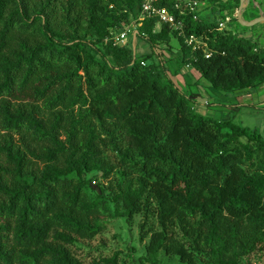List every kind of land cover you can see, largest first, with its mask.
I'll return each instance as SVG.
<instances>
[{
	"label": "trees",
	"instance_id": "obj_1",
	"mask_svg": "<svg viewBox=\"0 0 264 264\" xmlns=\"http://www.w3.org/2000/svg\"><path fill=\"white\" fill-rule=\"evenodd\" d=\"M193 1L154 2L174 30L144 0H0V264H84L71 247L110 205L141 216L147 263L264 264V137L196 111L158 45L226 93L264 85V48ZM132 24L135 50L106 41Z\"/></svg>",
	"mask_w": 264,
	"mask_h": 264
},
{
	"label": "rangeland",
	"instance_id": "obj_2",
	"mask_svg": "<svg viewBox=\"0 0 264 264\" xmlns=\"http://www.w3.org/2000/svg\"><path fill=\"white\" fill-rule=\"evenodd\" d=\"M225 1L227 0H217L216 2L222 4ZM197 2L198 6L195 10L198 12V17L217 21L223 28L232 29L238 36L248 38L258 47L264 48V21L250 26L244 25L238 20L237 11L240 4L234 10H226L219 8L218 5H213L210 0H198ZM256 2L261 7L254 6L255 8H252L250 5L251 8L248 9L247 4L241 10L242 19L255 16L254 14L250 16L248 10H257L258 12L264 10V0H256ZM226 17H230L232 22L226 21ZM259 17L247 22H252ZM130 39L131 37L128 42ZM133 46L136 48V40L134 44L132 41ZM137 47L139 56L142 53L150 52L149 46L144 41H138ZM158 50L167 68L168 76L182 93L191 97V105L196 111L216 120L231 119L234 123L255 130L264 137V101H256L254 95L249 93H226L217 90L211 87L208 80L189 65L181 66L177 60V56L181 53L180 45L175 37H172L169 45L160 43ZM161 57L155 53L147 62L158 63ZM94 194L93 196H95ZM110 206L111 212L103 213L104 230L94 239L81 240L71 247L75 256L84 264H103V259L111 258L116 254H118V264H150L145 261V246L148 243V238L144 242L139 239L141 216H135L133 224L129 226L125 218L114 215V206ZM257 257H251L253 263ZM158 259L160 264H179L177 258L168 257L162 252ZM262 263H264V257Z\"/></svg>",
	"mask_w": 264,
	"mask_h": 264
},
{
	"label": "built area",
	"instance_id": "obj_3",
	"mask_svg": "<svg viewBox=\"0 0 264 264\" xmlns=\"http://www.w3.org/2000/svg\"><path fill=\"white\" fill-rule=\"evenodd\" d=\"M156 0H144L143 6H142V15L141 19L144 17H153L158 16L162 22L170 23L173 26L174 30H179L180 25L175 24V20L172 15H170L165 9H157L154 7V2ZM198 6L197 1H193L190 5V10L197 12L195 9ZM140 24H132L131 26H128L125 29H121L120 31H117L112 34V36L107 39L106 41H111L113 45H119L123 46L128 43L129 37L134 38L136 36V28ZM194 41L193 37L187 39L188 43H192ZM210 54H207V57H209Z\"/></svg>",
	"mask_w": 264,
	"mask_h": 264
},
{
	"label": "crops",
	"instance_id": "obj_4",
	"mask_svg": "<svg viewBox=\"0 0 264 264\" xmlns=\"http://www.w3.org/2000/svg\"><path fill=\"white\" fill-rule=\"evenodd\" d=\"M183 1H185V0H183ZM186 2H187V0H186ZM250 5H252V8H255L254 6H258V7H261V5L259 6V4L256 2V0H249L248 1V5L247 6H249V8L248 9H250L251 7H250ZM198 13V12H197ZM248 14L251 16V15H255V16H253V17H251V18H249V19H247L246 17H243L244 19V21L245 22H247V21H251V20H253L254 18H257V17H259V16H263L264 15V10H261V11H257V10H255V11H252V10H248ZM226 21H228V22H232V19L230 18V17H226ZM249 93V94H252V95H254V98L256 99V101H260V100H262V101H264V85L263 86H261V87H259V88H251V89H247V90H244V91H241V92H239V93Z\"/></svg>",
	"mask_w": 264,
	"mask_h": 264
},
{
	"label": "water",
	"instance_id": "obj_5",
	"mask_svg": "<svg viewBox=\"0 0 264 264\" xmlns=\"http://www.w3.org/2000/svg\"><path fill=\"white\" fill-rule=\"evenodd\" d=\"M248 1H249V0H240V8H239V10L237 11V13H238V20H239L240 22H242L244 25H247V26L253 25V24L257 23V22H262V21H264V16L259 17L258 19L254 20V21H252V22H244V21H243V19H242V17H241V10H242L243 7H245V6L248 4ZM135 40H136V36L133 38V44H134ZM133 49L135 50V46H133Z\"/></svg>",
	"mask_w": 264,
	"mask_h": 264
}]
</instances>
